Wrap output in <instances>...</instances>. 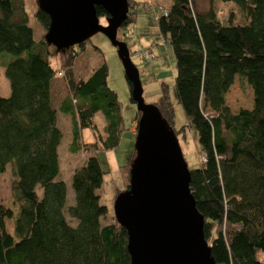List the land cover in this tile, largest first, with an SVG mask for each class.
I'll list each match as a JSON object with an SVG mask.
<instances>
[{"label":"trees","instance_id":"trees-1","mask_svg":"<svg viewBox=\"0 0 264 264\" xmlns=\"http://www.w3.org/2000/svg\"><path fill=\"white\" fill-rule=\"evenodd\" d=\"M217 1L234 2L247 23L233 24L230 15L222 22ZM138 3L128 0L122 30L135 22ZM163 11L157 26L174 54L173 94L187 124L174 128L166 83L155 105L176 136L182 132V141L186 125L197 132L201 162L189 168V187L211 254L216 264H264V0H209L205 12L192 0H172ZM96 12L106 16L100 6ZM35 15L46 31L49 16L38 7ZM88 41L60 50L66 54L56 71L44 35L34 40L22 4L0 0V54L14 56L4 66L10 94L0 96V173L11 165V203L19 204L11 231L12 208L0 203V264H130L126 230L114 215L101 223L107 207L97 193L104 173L97 153L118 146L122 103L107 84L105 61L86 77L75 75L74 61ZM56 74L68 89L57 108L51 95ZM234 75L247 79L254 96L252 108L237 113L225 104ZM57 111L71 116L72 145L87 155L71 173L70 218L64 215L67 186L57 179L62 137ZM97 113L104 119L101 128ZM139 115L136 111V122ZM82 128L91 130V141L79 139ZM134 155L135 150L130 162ZM130 162L120 166L126 182Z\"/></svg>","mask_w":264,"mask_h":264},{"label":"water","instance_id":"water-1","mask_svg":"<svg viewBox=\"0 0 264 264\" xmlns=\"http://www.w3.org/2000/svg\"><path fill=\"white\" fill-rule=\"evenodd\" d=\"M106 16L101 25L96 7ZM49 16L44 33L56 51L102 32L116 48L130 97L140 115L127 187L114 198L113 213L127 233L130 264H216L204 232V217L190 191V170L179 140L155 104L146 103L138 69L117 30L128 0H38Z\"/></svg>","mask_w":264,"mask_h":264},{"label":"rangeland","instance_id":"rangeland-1","mask_svg":"<svg viewBox=\"0 0 264 264\" xmlns=\"http://www.w3.org/2000/svg\"><path fill=\"white\" fill-rule=\"evenodd\" d=\"M19 7L21 4L27 14V24L31 27L33 38L39 41L45 33L40 22L37 20L35 12L38 7L37 0H13ZM135 22L131 25L133 35L129 37L124 30H117V37L121 38L128 47L131 61L138 69L139 79L142 86V97L146 103L155 104L158 102L162 84L166 83L170 94L171 102L174 106V128L179 129L187 124L184 110L177 102L173 94V78L175 73L174 54L168 41L160 34L157 26V17L164 10L169 8L172 0H137ZM195 9L198 12H205L209 9V0H192ZM215 8L219 19L226 22L231 17V23H247V17L241 9L232 1H217ZM232 13V14H230ZM19 17H14L18 19ZM101 25H106L105 17H100ZM47 49L51 52L50 60L56 71H59L62 60L65 57V51H55L54 47L47 43ZM141 48L151 51L154 57L148 61L139 58L137 51ZM14 56L11 53L3 52L0 54V96L7 97L10 94V86L5 76V63ZM105 61L108 66L107 84L115 90L118 99L122 103L121 115L123 130L120 135L119 144L116 148L102 150L97 153L101 168L103 170V182L97 190L99 202L107 207V213L101 218V223H110L113 220V202L118 189H125L126 174L121 171L120 166L130 162L129 157L134 153L135 135L129 133L130 127L134 121L136 105L130 101V91L125 78L123 66L118 57L116 48L110 43L108 38L102 33L93 34L84 47V54L80 60H77L75 71L82 77L87 73L88 66L94 68L100 62ZM86 77V76H84ZM56 80L52 85V98L55 106L62 99L61 83L62 77L56 74ZM60 84V85H59ZM254 102V96L251 86L246 78H240L234 75L232 82L225 93V104L231 113H237L240 109H251ZM57 120L60 126L62 137L58 145L59 174L57 179L63 180L67 186L66 202L64 215L70 218L66 208L73 203L74 194L71 187V173L77 166L85 163L87 155L82 149L72 145V122L70 116L61 111L57 112ZM95 121L101 128L104 119L101 113L95 115ZM136 131V121H135ZM186 140H181V133L177 136L182 149L184 159L188 168H196L201 162V153L197 140V132L193 127L185 126L183 131ZM79 139L91 141L93 134L89 128L80 130ZM131 159V158H130ZM14 180L11 165H6L4 171L0 173V203L7 204L12 208V216L9 220V228L13 230V223L19 213V204L11 203L12 192L11 185ZM121 190V191H122ZM73 225L76 221L71 220Z\"/></svg>","mask_w":264,"mask_h":264},{"label":"crops","instance_id":"crops-1","mask_svg":"<svg viewBox=\"0 0 264 264\" xmlns=\"http://www.w3.org/2000/svg\"><path fill=\"white\" fill-rule=\"evenodd\" d=\"M83 54H84V51L82 52V53H80V55H78V57L75 59V61H74V71H75V65H76V63H77V60H80L81 59V57H83ZM92 68L90 67V66H88V69H87V73L84 75V76H88L89 75V73H90V70H91ZM80 73H77L76 74V71H75V75L76 76H79L80 77V75H79ZM84 76H82V77H84ZM56 80V78H54V79H52V82H51V95H52V85H53V83H54V81ZM60 85V84H59ZM61 95H62V99H64L66 96H67V94H68V89H67V86H66V84L64 83V81L62 80V83H61ZM61 99V100H62ZM60 100V101H61ZM52 101H53V98H52ZM60 101H59V103H60ZM53 105H54V103H53ZM59 105V104H58ZM58 105L57 106H55L54 105V107L55 108H57L58 107ZM58 112V111H57ZM65 114H67V113H65ZM69 115V114H68ZM70 116V115H69ZM70 120H71V116H70ZM56 123H57V125H58V127L60 128V126H59V124H58V120H57V114H56ZM104 124V123H103ZM103 126V125H102ZM129 133L131 134V135H135V120L133 121V123H132V126L130 127V131H129ZM131 156L132 155H130V157H129V160H130V158H131Z\"/></svg>","mask_w":264,"mask_h":264},{"label":"built area","instance_id":"built-area-1","mask_svg":"<svg viewBox=\"0 0 264 264\" xmlns=\"http://www.w3.org/2000/svg\"><path fill=\"white\" fill-rule=\"evenodd\" d=\"M164 15L166 14L165 11H162ZM125 34L131 37L133 35V28L131 26H127V28L124 30ZM137 54L140 59L144 61H148L150 58L154 57V54L151 51H147L144 48H141L137 51Z\"/></svg>","mask_w":264,"mask_h":264}]
</instances>
